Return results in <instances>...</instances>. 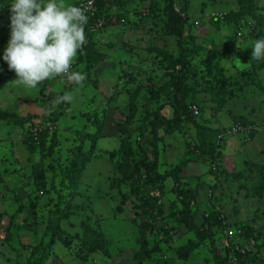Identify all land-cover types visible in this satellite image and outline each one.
Listing matches in <instances>:
<instances>
[{"label":"rangeland","instance_id":"374dc122","mask_svg":"<svg viewBox=\"0 0 264 264\" xmlns=\"http://www.w3.org/2000/svg\"><path fill=\"white\" fill-rule=\"evenodd\" d=\"M77 1L62 0L66 5L75 6ZM117 1L120 0L107 1L114 3L107 9L113 15V20L121 13L116 8ZM149 1L131 0L124 5L123 9H131L127 11L132 12L129 18L138 20V25H117L101 31L96 30L97 47L104 52L105 57L89 76L86 75L82 84L77 85L68 80L67 76L63 82H57L50 77L38 83L35 88L17 80V73L9 68L8 62L3 58L11 38L10 5L14 0L0 5V108L20 115H37L38 120L43 113L47 114L51 108H57V105L53 108L52 103L58 96L65 93L73 96V100L64 105L63 115L52 128H59L55 140L48 135L42 145L38 132L45 128L47 122L32 127L28 133L31 139L27 147L22 141L26 126L0 121V221L4 226L7 225L9 216H12L19 205L17 197L24 207L15 220L23 219L21 225L27 227L14 232L8 241L3 239V233L0 232V264H27L30 248L40 241H47L48 236H44V232L48 219L54 218L55 209L65 208L69 202L67 198L71 189L60 183L62 166L71 154L72 145L80 141L77 139L73 142V138L78 137V132L84 129L93 130L90 120L94 117L102 122L101 137L97 140L93 157L82 173L80 194L72 199V215L68 220L60 222L67 231L64 240L71 241L65 246L63 241L57 240L48 252L44 264H154L145 255L146 248L154 244L160 245L157 246L159 252L168 256L169 264H216V257L209 247L210 239L196 245L186 259H182L176 251L179 246H187L188 238L197 241L193 232L181 222L177 225L169 213L172 207L177 208L180 205L179 200L175 199V193L171 191L174 185L171 175L186 157L189 161L183 167L180 183L182 189L191 188L196 191L198 206L193 213L195 221L200 223L203 212L208 213L214 203H217L222 206V212L235 227L250 223L260 236L255 242L262 245L257 253L262 258L258 262L264 264V200L250 195L254 192L252 177L259 175L258 165L264 164V68L257 70L254 84H249L247 80L239 77L238 71L249 69L251 62L255 60H251V54L237 57L229 53L230 49L240 48H250L252 53V47L257 41L251 35L253 26L259 22L264 29V0H188L187 22L190 27L186 33L196 38L195 42L205 48L220 47L228 50L222 59L226 75L234 80L233 85L240 83L241 87H245L238 90L235 86L233 90L236 96L230 98L224 109L218 113L208 107L210 102L206 94L198 93L196 101L199 102V114L192 113L197 117H180L179 125L170 134L162 136L158 143V172H171L162 181L163 190L158 201L163 209H168L163 212V215H167L165 218L156 219L154 228L142 231L139 224L146 217H135L134 203L130 198L125 199L123 211L116 214L115 206L124 196L121 193L123 190L119 192L117 187L110 186L112 176L122 175L115 169V162L122 163L123 160L136 158L140 149H147L146 136L139 134L136 129L142 125L146 114L161 105V113L166 116L171 117L173 112L171 106L164 104V96L153 95L151 89L149 90L150 85L164 82L167 75H164L166 71L159 61L155 60L154 52H150L148 48L156 46L173 53L177 51L174 37L162 34V22L158 17L160 11L155 10L151 13L152 16L146 15ZM239 12L244 14L243 24L246 25L239 28L241 30L236 34L234 24H228L227 18ZM102 19L104 21L105 16ZM260 26L257 25L258 28ZM187 43L191 45L189 40ZM126 53L135 60L133 68L118 63L119 57ZM76 60L77 56L71 66L72 72L86 74L85 62L75 66ZM258 62H264V59ZM123 69H127L125 75L121 74ZM131 74H136L132 81ZM138 82L142 85L137 86ZM136 87L138 91L133 92ZM116 92L115 98L111 99ZM129 106L133 108V112L129 111ZM231 114L247 116L257 130L245 142L244 134L226 135L224 141L222 140L218 162L219 170L223 174L220 177V186L209 196L212 193L210 185L218 180L209 172V160L197 150L194 142L200 135L201 126L230 127L234 122ZM126 148L133 151L130 157L124 154ZM111 152L115 153L113 157L108 155ZM240 171H243L240 176H232ZM56 173L58 175L54 176ZM254 179L253 183L257 181V177ZM141 180L144 179L139 180L140 186H148V189L143 188L140 194L157 186V183L151 185L150 180ZM52 183L55 188L51 187ZM241 185L245 189L237 188ZM224 193L225 196H221ZM76 204L78 206L74 208ZM165 225H176V228L168 231L169 240L160 241L159 234ZM85 226H99L104 230L110 239L107 244L109 258L102 253L95 255L96 261H92L94 253L87 254L84 258L83 255L78 256L83 249L77 248L79 239L76 241L74 235L81 234ZM226 229L240 232L237 228ZM223 240L216 243L217 248H220ZM253 240L247 246H252L250 248L256 252L257 247L253 246Z\"/></svg>","mask_w":264,"mask_h":264},{"label":"trees","instance_id":"16d2710c","mask_svg":"<svg viewBox=\"0 0 264 264\" xmlns=\"http://www.w3.org/2000/svg\"><path fill=\"white\" fill-rule=\"evenodd\" d=\"M6 1L8 0H0V5L4 4ZM81 1L82 0H78L76 6H78V3ZM93 1L97 7V12L93 18L87 20L85 25L87 42L83 46L82 50H78L77 60L75 61V66L81 62H85L84 64L87 76H89L90 72L95 70L96 66L105 57L103 56L104 52H101L98 49L97 42L95 41L97 31H101V29L105 30L117 25H138L139 23L138 20H132L129 18V14L132 12L127 11H131V9H123L126 2H130L131 0L117 1L118 3H116V8L118 12L120 10L121 13L119 16H116V19L114 20L113 15H110L107 11L108 7L114 3L107 2L109 0ZM147 6L146 15L152 16L151 13L155 12V10L156 12L160 11V15H158V17H160L162 22V34L172 36L176 40L177 51L175 53L169 52L165 48H158L156 46H150L148 48L150 52H154L155 60L159 61L160 66L166 71L164 75H167V79L164 82L156 84L155 86L150 85L149 90L151 89L150 92L153 95L164 96V104L171 106L173 112L171 117L166 116L161 113V108L163 107V105H161L144 116V125L142 123V125H139L136 129L139 134L146 136L147 149H140L142 152L139 150L136 158L123 160L122 163H117L116 161L115 169H117V171L122 175L121 177H119L120 174L112 176L111 178L113 181L111 180L112 183L110 184L112 188L114 186L117 187L119 192L123 190L121 193L124 197L121 198L119 204L115 206L116 214L123 211V203L125 199L130 198L134 203L135 217L136 215L146 217V220L140 222L139 224L142 231L154 228L156 219H163L167 216L163 215V212H167L168 209H163L160 203H158L163 190L162 181L171 173L169 170H165L163 173L158 172V143L160 142L162 136L170 134L174 128L179 125L180 117L185 115H189L193 118L197 117L192 114L190 107L192 104H196L198 109L200 108L199 102L196 101L198 93L204 92L207 100L210 102L208 107H210L214 113H218L224 109L230 98L236 96V92L233 90L235 86L238 90L245 87H241L240 83L233 85L234 80L228 78L229 76L226 75V69L222 64V59L228 50H222L220 47L205 48L195 42L197 40L196 38L186 33L190 27V24L187 22L188 0H150L147 2ZM103 16H105L104 21L102 19ZM243 18L244 14L241 12L235 13L230 18H227L228 24H232V26L234 24V32L236 34L241 30H239V28L246 25V23L243 24ZM97 21H102V24L104 25L97 29V31H90L89 28ZM257 25L260 26V23L257 22V24H254V31H251V35L259 40L264 38V29L262 27V23L260 26L261 28H258ZM188 40L191 45L187 43ZM229 53L237 57H247L251 54V51L250 48H240V50L230 49ZM119 59L118 63L123 64L126 67L129 66V68H133L135 60H133L131 55H127L126 53L124 56H120ZM258 61L259 60L251 62L249 69L238 71L239 77L244 81L247 80L249 84H254L257 70L259 71L264 68V62ZM72 70L73 69L71 67L70 72H72ZM124 72L127 73V69H123L121 74L123 73V75H125ZM135 77L136 74H131V81L132 79H135ZM230 82H232V84H230ZM136 85L140 86L142 84L141 82H138ZM137 91L138 87L134 88L133 92ZM232 93L234 94L232 95ZM116 94L117 92L111 96V99H114ZM46 98H48V96H46ZM66 103L67 102H62L57 104V108L55 110H52L51 108L47 114L43 113L38 120H36L37 115H20L16 112H10L0 108V121L5 120L17 123L20 126H26V132L24 134L25 138L22 141L27 146L29 140L31 139L28 133L32 127L36 124H40L41 122H43V124L47 122L53 126L56 125V123L59 122V118L64 113L63 107ZM129 111L133 112V108L130 107ZM86 116L88 117V115ZM231 117L234 122H232L230 127L233 125H241L245 127L253 125L252 121L247 116H237L236 114H231ZM90 121L93 126V130L84 129L78 132V137L76 139L74 137L73 142L77 139L80 141L76 145H72L70 148L71 154L67 157L66 164L62 166L63 173L60 174V176H62L60 183L62 186L71 189L69 197L67 198L69 202L65 208L54 210V218L52 217L48 219L45 227L44 236H48V239L45 242L40 241L38 244L30 248L27 254V264H44L48 252L57 240L63 241L65 246L68 241H71L68 239L64 240L67 231L62 228L60 222L62 220H68L72 215V199L80 194L79 185L81 183L82 173L87 163L94 155L97 140L101 137L103 128L102 122H100L96 117L92 118ZM209 126L210 125L200 127V135L198 134L199 136L197 137V140H195L194 146L196 145L197 150L208 158L210 164L209 172L218 180L210 185L212 193H209V196H211L217 186H220V177L223 174V171L219 170L218 162V157L221 154V144L223 139L218 141L217 136L220 132L230 127L226 126L218 128ZM58 129H50L48 127L41 129L38 132L41 137V145L43 140L46 139L48 135L51 136V139L56 137ZM255 131L256 130L249 131L247 134L248 138H244L243 141L245 142L250 139ZM53 140H55V138ZM86 145H88V147H86ZM124 154L127 157H130L133 154V151L130 150V148H126L124 150ZM108 155L113 157L115 153L111 152ZM188 161V157H186L185 160H182L180 165L177 166L176 170L171 175L172 182L174 183L171 191L175 193V199L179 200L180 205L177 208H170L171 212L169 213L174 217L173 220L177 222V225L178 222H181L188 227L193 232V235L197 237V241L194 242L191 238H188L186 244L187 246H179L176 250L177 253L180 254L182 259H186L189 257L188 255L193 252L192 250L196 245L198 246L199 243L204 242L206 239H210L211 243H209V247L212 248V252L216 257V264H260L258 261L262 258L257 252L261 250L262 245H257L255 242V240L257 241V238H260V236L257 235L256 228H254L250 223L240 224L235 227L228 221L227 217L222 212V206H219L217 203H214L213 208L208 213L205 211L203 212V220L200 223L195 221L193 213L196 206H198L196 191L191 188L184 190L181 188L180 183V178L182 176L181 172L183 167L188 164ZM258 171L259 175L257 174L258 176H255L257 177V181L253 183L255 177H252V187L254 192L250 195L257 196L258 198L264 200V164L258 165ZM242 173L243 171L235 172L232 176H240ZM57 175V173L54 174V176ZM141 178L144 179L141 181L150 180L151 185L157 183L156 188L151 187V189L146 191L144 190L145 192L140 194L139 192L143 190V188L148 189V186H140L139 180ZM51 187L55 188L53 183ZM239 187L245 189V186L243 185L237 186V188ZM221 196H225V193ZM16 201L19 205L12 213V216H9L7 225L4 226L2 221H0V232L3 233V239L6 241L13 236L14 232H18L22 228H27L26 226L21 225L23 219L20 221L15 220L18 217L17 214L22 212L24 207V204L19 200V198L16 197ZM77 206L78 204L74 205V208H77ZM256 215H258V213H256ZM24 221L26 220L24 219ZM174 227L176 228V225L169 227L167 225L163 226L162 231L159 234L160 241L169 240L170 237L168 236V231H171ZM231 227L234 228V230L235 228L240 229V233H237L236 231L234 232L232 238L229 239V246H225L221 242L220 248H217L216 243L223 240L225 229ZM74 236L76 241L79 239L77 248L81 250L83 249V252L78 253V256L83 255L84 258L87 254L90 255L91 253H94L92 261H96L95 255L99 253L105 254L107 258L110 257L107 245L110 239L105 235L104 230L99 226H91V228H89V226H85L81 234H75ZM249 238L251 240L254 239L253 246H255V248L257 247L256 252L252 251L250 248L252 246H247L249 241H251L248 240ZM157 246L160 245L154 244L150 246V248L148 246V248H146L147 250L145 255L149 257L151 262L154 264H169L168 256L165 253L159 252ZM242 248L243 251H241Z\"/></svg>","mask_w":264,"mask_h":264},{"label":"clouds","instance_id":"9594fccd","mask_svg":"<svg viewBox=\"0 0 264 264\" xmlns=\"http://www.w3.org/2000/svg\"><path fill=\"white\" fill-rule=\"evenodd\" d=\"M10 6L11 38L3 58L17 73V80L35 88L63 74L77 85L82 84L86 74L70 72V68L87 42V8L66 5L62 0H14ZM251 57L264 59V38L254 43ZM72 100L73 96L65 93L53 101L52 107Z\"/></svg>","mask_w":264,"mask_h":264},{"label":"built area","instance_id":"2783aa9c","mask_svg":"<svg viewBox=\"0 0 264 264\" xmlns=\"http://www.w3.org/2000/svg\"><path fill=\"white\" fill-rule=\"evenodd\" d=\"M82 5L87 8L86 15H87L88 19H91L96 15L97 7H96L93 0H82L81 2L78 3V6H82ZM100 27H102V21H97L89 29H90V31H96ZM53 78L57 82H63L66 78V75L62 74L60 76H53ZM190 109L194 115L199 114V109H198V106L196 104H192ZM45 127H48L50 129L54 128V126L50 123H46ZM252 130H257L256 126L252 125V126L245 127V126H241V125H233L232 127L226 128V130L220 132L217 136V139H218V141H220V140L224 139L226 137V135L241 134V133L246 135L244 138L247 139L248 138V135H247L248 132L252 131ZM236 232L240 233L239 231H236ZM233 235H234L233 231L225 229L224 240H223V244L225 246H229V239L232 238ZM241 251H243V248L241 249Z\"/></svg>","mask_w":264,"mask_h":264},{"label":"crops","instance_id":"0c3cea01","mask_svg":"<svg viewBox=\"0 0 264 264\" xmlns=\"http://www.w3.org/2000/svg\"><path fill=\"white\" fill-rule=\"evenodd\" d=\"M234 138V137H233ZM231 145V144H230Z\"/></svg>","mask_w":264,"mask_h":264}]
</instances>
